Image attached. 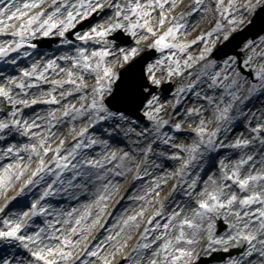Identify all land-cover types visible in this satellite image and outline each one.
Masks as SVG:
<instances>
[{"label": "snow or ice", "instance_id": "obj_1", "mask_svg": "<svg viewBox=\"0 0 264 264\" xmlns=\"http://www.w3.org/2000/svg\"><path fill=\"white\" fill-rule=\"evenodd\" d=\"M181 3L0 0V33L13 37L0 40V60L30 56L36 37L68 46L0 83V109L12 106L0 118V139L12 140L0 147V161L11 157L0 163V264H115L117 253L126 264H200L245 242L224 264L264 258V0H189L176 13ZM38 103L44 115H22ZM241 125L247 134L229 138ZM61 195L77 203L48 202Z\"/></svg>", "mask_w": 264, "mask_h": 264}, {"label": "bare ground", "instance_id": "obj_2", "mask_svg": "<svg viewBox=\"0 0 264 264\" xmlns=\"http://www.w3.org/2000/svg\"><path fill=\"white\" fill-rule=\"evenodd\" d=\"M186 2H188V0H183V3H181L179 6H183ZM13 23H17V22L16 21H13ZM208 26L209 25H207V23H202L201 24V27L202 28H206ZM191 34L192 35H195L196 33L193 32ZM11 38H12V36H11V29L8 32H6V33H0V40L7 41V40H9ZM27 50L30 51L29 50V47L27 48ZM65 50H68V47L59 44V45L56 46V48L54 50H52L51 52H49V54L55 53L56 55H59L62 51H65ZM15 56L16 55L8 56L5 59H3V60L0 61V83H2L4 81L5 77H8V76H20V68H22V67H29L30 64H31V62H32V60H33V58L38 59L40 56H43V55L40 54V56H38L37 54H33V53H30V56H28V57H25V56L21 55L20 56V59L18 61H16L15 64H12L11 61H12V59L15 58ZM63 63L64 62H61L62 66H63ZM49 86L50 85H41V87H45V88L46 87H49ZM16 91L19 92L20 90L19 91L16 90ZM29 91L30 92H33L34 89H30ZM21 95H25V94L24 93H21ZM168 98H171V96L168 97ZM168 98H166V99H168ZM185 99L188 102V106H191L192 99H189L187 97ZM73 101H75V94L73 96ZM200 103H204V101L201 100ZM252 103L253 104H257V107L259 106L258 103H257V101H255V100H253ZM63 104H64V101H62L61 104L58 105V106L59 107H63ZM181 105L184 106L183 103ZM18 107H21V106L18 105ZM249 107H251V104L249 105ZM49 108H50V106L48 104H46V103H38V104H35V105L24 106V107H22V115L24 117H26V118L32 119V118L35 117V115H44L49 110ZM169 112H171V109H169ZM2 117L3 116L0 115V118H2ZM38 123H39V121H38ZM101 124H103V122H101ZM106 127L107 126L101 127L100 125H96V126H93V128H92V130L90 132H93L96 135L101 136V138L108 139V135L105 134V128ZM237 127H240V126H237ZM242 127L243 126L241 125V128ZM241 128L240 129H235L234 130L235 132L233 134H230L229 138H231L232 135L239 134L240 132H245V134H247L246 128H243V129H241ZM62 130H65V129H62ZM28 139H30V138L29 137H23V138H21V137H19L18 134L15 135V140H16L17 143H23V142H25ZM120 139L123 140V141H128L123 136V133L122 132L120 134ZM181 140H184V136H180L174 143H178ZM0 141H2V142L5 143L3 145L0 144V147H6L7 146V143L6 142H9V143L12 142L7 137H5L3 139H0ZM185 142H189V141H185ZM97 151H98V148H97ZM232 151L233 150L230 149V150H221L220 152H221V155H225V154H230ZM92 154H96V153L93 152ZM232 158L235 159V156H233ZM10 159H11V157H7L4 162H6L7 160H10ZM153 159H155V157H153ZM170 164L172 165V167L174 166L171 162H167L165 164V167L166 168H169V165ZM257 167H259V164H257ZM143 179L146 180L147 178H143ZM129 180H130V177H129ZM167 191H168V188H164V192H162L161 195H163ZM132 194H133L132 191L129 190V193H127L126 195L127 196H130ZM85 197H86V199L89 198L87 196V194H85ZM62 198H65L66 200H70L67 196L61 195V196H51L49 198L48 202L51 203V204H53L56 207H59L60 205L67 206L69 204H75V203H77V201H75V200H71V202L66 201L67 203H59L58 205L55 202H53L54 200H60ZM128 203H129V201L125 198L124 200L121 201V205L120 206H118L116 209H113V217L112 218H109L108 224H111V223L114 222L115 216L122 210L123 207L127 206ZM37 222H41L42 223V218L41 219H38ZM227 231H228V228H227ZM101 232L102 233H101L100 236L97 234V232L94 233V235L97 237V240L93 241V245L96 244V243L101 242L104 239V237L107 235V233H108L107 225H106V228L101 229ZM223 232H219L218 234H221ZM262 238H264V237H262ZM257 247H259V245H257ZM18 251L21 252V254L18 255V257H28V258H31L30 257V254L27 252L26 249L20 248ZM201 255L204 256L203 253ZM117 256L120 257L121 255L119 253H117L116 257ZM89 259H93L94 260L96 258L95 257H91ZM126 259L127 258L125 257V263L124 264H126V262H127ZM242 259H243V264H256L257 261H259L261 259H264V258L260 257V255H259L258 252H254L250 256H245Z\"/></svg>", "mask_w": 264, "mask_h": 264}, {"label": "rangeland", "instance_id": "obj_3", "mask_svg": "<svg viewBox=\"0 0 264 264\" xmlns=\"http://www.w3.org/2000/svg\"><path fill=\"white\" fill-rule=\"evenodd\" d=\"M189 3V0H188V2H186L184 5H187ZM184 5L183 6H179V7H177L174 11L176 12V13H179L180 12V10H181V8H183L184 7ZM13 38V37H12ZM11 38V39H12ZM37 38V37H36ZM74 39V38H73ZM57 45H59V40L57 41V43L56 44H54L53 46H52V48H50V49H48V48H41V47H38L37 49H31V48H29V52L30 53H33V54H37L38 56H40V54L41 55H44V53L45 52H51L52 50H54L55 48H56V46ZM63 46H67V45H63ZM26 47V49L28 48V46H25ZM68 47V46H67ZM19 54V50H17V52H13V53H9V55L8 56H12V55H18ZM1 61V60H0ZM20 75H21V72H20ZM179 79V78H178ZM172 87L174 88L175 87V84L173 83V85H172ZM16 90H18L19 91V89H16ZM171 96V90L169 91V93H168V96H166L165 97V99L166 98H168V97H170ZM52 107H59L58 105H51ZM17 107H18V105H17ZM180 107H183V105H180ZM0 115H2V116H5V115H7V113H4V112H2L1 110H0ZM243 126V125H242ZM241 128V126L240 127H236L235 129H240ZM243 128H245L244 126L241 128V129H243ZM92 129H90V131H91ZM62 131H66V129L65 130H62ZM235 132V131H234ZM223 138V137H222ZM11 140V139H10ZM12 141V140H11ZM175 142V141H174ZM190 142V141H189ZM124 143L125 144H127L128 143V141H124ZM0 144L1 145H3V144H5L4 142H2V141H0ZM221 150H230L229 148H223V149H221ZM220 150V151H221ZM4 161H0V163H3ZM169 167H172V165L170 164L169 165ZM127 179H129V178H127ZM124 182L122 181V184H123ZM173 183H175V181L173 180V181H170V183H169V185L168 186H166L165 188H170L171 187V185L173 184ZM127 193H129V191L127 192ZM126 193V194H127ZM49 198L50 197H48L47 199L49 200ZM82 199H86V197H85V194L81 197ZM88 199V198H87ZM66 201H68V202H71V200H66L65 198H62V199H60V200H54L53 202H55L57 205L59 204V203H67ZM110 211H112L113 212V209H111L110 208ZM226 221V220H225ZM37 223H41V222H37ZM108 223V222H107ZM226 223L228 224V222L226 221ZM105 228H106V226H105ZM227 231V228H226V230L223 232V233H221V235H223L225 232ZM101 230H99L98 232H97V234L100 236L101 235ZM99 238V237H98ZM97 240V239H96ZM95 241V240H94ZM129 245H131L132 243H134V238H133V240H130L129 241ZM247 249V248H246ZM246 251V250H245ZM244 253V252H243ZM21 254V252H19V251H17L16 252V255L18 256V255H20ZM242 254V253H241ZM241 254H239V255H235V256H233V257H230V258H239L240 256H241ZM120 258H122V256H120V257H116V261L115 262H117L118 260H120ZM125 258V257H124ZM230 258H228V259H230ZM228 259H226L225 261H227ZM127 260V259H126ZM225 261H222V262H218V263H214V264H224V262Z\"/></svg>", "mask_w": 264, "mask_h": 264}, {"label": "water", "instance_id": "obj_4", "mask_svg": "<svg viewBox=\"0 0 264 264\" xmlns=\"http://www.w3.org/2000/svg\"><path fill=\"white\" fill-rule=\"evenodd\" d=\"M247 71V70H245ZM5 109H7L6 105L4 107ZM222 219L223 217L218 218V224L219 226L221 225L222 227L224 226V224L222 223ZM246 243V242H245ZM245 243L242 245H234L229 252H216L213 253V255L209 258H201L200 260V264H206L208 261H214V260H222L224 259L227 255H232L236 252H240L244 249Z\"/></svg>", "mask_w": 264, "mask_h": 264}]
</instances>
